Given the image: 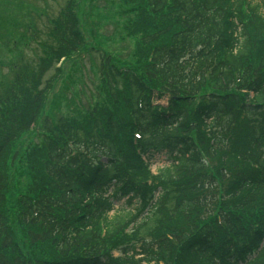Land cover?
Here are the masks:
<instances>
[{
  "label": "trees",
  "instance_id": "16d2710c",
  "mask_svg": "<svg viewBox=\"0 0 264 264\" xmlns=\"http://www.w3.org/2000/svg\"><path fill=\"white\" fill-rule=\"evenodd\" d=\"M120 2L125 55L88 48L67 0L0 87V264H235L254 248L245 264H264L262 3ZM80 50L96 52L102 99L42 117L60 67L43 76ZM134 147L167 156L151 186Z\"/></svg>",
  "mask_w": 264,
  "mask_h": 264
},
{
  "label": "rangeland",
  "instance_id": "374dc122",
  "mask_svg": "<svg viewBox=\"0 0 264 264\" xmlns=\"http://www.w3.org/2000/svg\"><path fill=\"white\" fill-rule=\"evenodd\" d=\"M66 1L0 0V87L6 83L5 78L10 77L9 73L13 64L19 65L26 61H36L37 57L42 54L41 42L46 38L48 18L56 16ZM257 1L262 3L264 11L262 0ZM123 10L120 0H77V11L82 16L81 21L84 23V29L87 28V31H90L89 28L92 27L96 32V35H89V40L93 44L104 42L110 50L121 56L131 49L132 44L130 38L123 39V37L126 35L124 27L127 21L132 19L133 13L128 16L123 15ZM90 55L80 53L78 56V54H74L69 57V61H76L74 64L63 62L60 78L58 81L56 80L57 82L54 83L53 89L48 94V106L46 107L48 115L51 116L54 113L65 115L78 104L85 105V102L90 98L102 99V93L99 98H95L98 73L94 67L90 68L92 65L90 61L91 59L95 60L96 54L93 52L92 56ZM129 59L130 57L126 60ZM69 64H72L69 75H62ZM59 66L61 67L60 63L52 65L48 69L41 80L39 89L47 86L45 84L48 80V87L52 84L51 77L56 73L55 67ZM35 132L31 130L24 133L22 136L24 140L22 141L23 138H21L18 144L31 143L30 146H33V143L37 141L36 137L32 136ZM152 162V169L156 171L165 165L167 160L163 154H155ZM23 187L22 185L21 188ZM11 189L12 187H9L7 195L14 198ZM8 206L11 208L10 205ZM113 255L116 256L117 252H113Z\"/></svg>",
  "mask_w": 264,
  "mask_h": 264
}]
</instances>
